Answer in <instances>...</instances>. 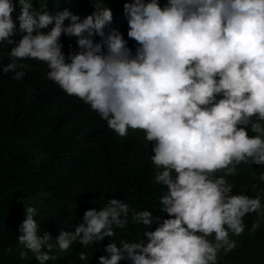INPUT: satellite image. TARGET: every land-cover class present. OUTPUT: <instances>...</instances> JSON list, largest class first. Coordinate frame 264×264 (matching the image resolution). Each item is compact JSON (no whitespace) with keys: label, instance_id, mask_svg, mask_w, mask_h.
I'll use <instances>...</instances> for the list:
<instances>
[{"label":"clouds","instance_id":"clouds-1","mask_svg":"<svg viewBox=\"0 0 264 264\" xmlns=\"http://www.w3.org/2000/svg\"><path fill=\"white\" fill-rule=\"evenodd\" d=\"M94 7L81 18L68 8L34 10L32 0H0V43L13 45L2 70L22 80L26 65L18 61H42L48 79L119 136L143 130L155 142L154 182L166 188L160 210L169 218L110 198L67 229H41L27 207L17 254L34 264H69L63 258L74 243L88 248L131 219L146 226L142 238L112 240L98 264H219L221 250L236 247L231 236L244 233L247 214L258 217L252 232L264 223V198L232 194L234 184L218 175H235L242 162L264 168V0L125 3L135 52L118 28L106 33L113 11L105 0ZM62 35L76 37L78 50L65 54ZM79 259L87 262L88 253Z\"/></svg>","mask_w":264,"mask_h":264},{"label":"trees","instance_id":"trees-1","mask_svg":"<svg viewBox=\"0 0 264 264\" xmlns=\"http://www.w3.org/2000/svg\"><path fill=\"white\" fill-rule=\"evenodd\" d=\"M128 2L134 0H105L113 11V21L105 31L118 28L135 52L137 44L128 37L125 18L124 5ZM32 3L34 10L44 11L46 5V10L55 14L68 8L81 18L96 10L94 0ZM160 3L163 6L167 0ZM19 13L17 3L14 16ZM20 38L17 33L15 39ZM102 39L95 36L96 42ZM61 41L65 54L78 50L76 37L62 35ZM12 47L0 43V264H34L17 254L19 227L26 218L27 207L36 210L34 219L41 229H67L81 222L86 210L100 208L110 198L122 199L137 210H150L154 216L161 215L162 220L169 218L160 210L159 198L166 188L154 182L151 156L155 154V142L146 140L140 129H129L127 136H119L89 105L69 96L48 79L49 69L42 61H18L26 65V74L22 80L13 79L12 72L2 70L11 62ZM249 135H255L250 127ZM262 172L264 168L258 164L242 162L235 175H227L225 170L218 175H225L234 184L232 194H241L238 179L249 178L257 184ZM260 183L263 192L264 181ZM254 188L258 195V185ZM257 218L255 213L244 217V233L231 236L236 247L229 253L221 250L219 264H264V223L257 231H251ZM158 226L159 222H154L150 230ZM145 227L130 219L124 229L115 228L114 237L88 248L74 243L63 260L69 264H98L99 257L106 255L104 245L112 240L117 244L121 240H138ZM81 251L88 253L87 262L79 259ZM121 264L131 261L122 260Z\"/></svg>","mask_w":264,"mask_h":264},{"label":"rangeland","instance_id":"rangeland-1","mask_svg":"<svg viewBox=\"0 0 264 264\" xmlns=\"http://www.w3.org/2000/svg\"><path fill=\"white\" fill-rule=\"evenodd\" d=\"M238 180H239L238 188L241 192L244 191V193L246 195L253 196V195H255L254 186L258 185V187H259V194L258 195H260L262 198H264V195H263L264 194V188H263V192H261L262 186H261L260 181H259V183L256 184V183H251L249 178H241ZM242 189H247V190L245 191Z\"/></svg>","mask_w":264,"mask_h":264}]
</instances>
